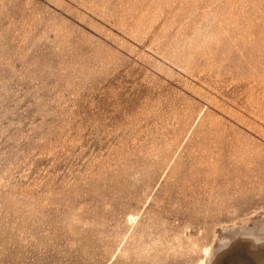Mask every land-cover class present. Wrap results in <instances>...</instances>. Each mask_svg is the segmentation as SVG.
Listing matches in <instances>:
<instances>
[{
    "label": "rangeland",
    "instance_id": "rangeland-1",
    "mask_svg": "<svg viewBox=\"0 0 264 264\" xmlns=\"http://www.w3.org/2000/svg\"><path fill=\"white\" fill-rule=\"evenodd\" d=\"M255 250L264 0H0V264Z\"/></svg>",
    "mask_w": 264,
    "mask_h": 264
},
{
    "label": "bare ground",
    "instance_id": "bare-ground-1",
    "mask_svg": "<svg viewBox=\"0 0 264 264\" xmlns=\"http://www.w3.org/2000/svg\"><path fill=\"white\" fill-rule=\"evenodd\" d=\"M253 255L257 259L259 264H264V250H255L253 252Z\"/></svg>",
    "mask_w": 264,
    "mask_h": 264
}]
</instances>
